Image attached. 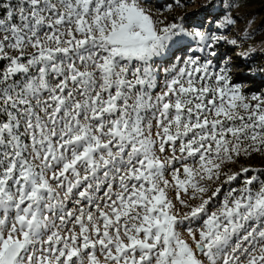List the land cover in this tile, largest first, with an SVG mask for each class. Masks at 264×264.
Returning a JSON list of instances; mask_svg holds the SVG:
<instances>
[{"label":"snow or ice","instance_id":"6c2138e0","mask_svg":"<svg viewBox=\"0 0 264 264\" xmlns=\"http://www.w3.org/2000/svg\"><path fill=\"white\" fill-rule=\"evenodd\" d=\"M148 3L0 0V264H264V91Z\"/></svg>","mask_w":264,"mask_h":264},{"label":"rangeland","instance_id":"374dc122","mask_svg":"<svg viewBox=\"0 0 264 264\" xmlns=\"http://www.w3.org/2000/svg\"><path fill=\"white\" fill-rule=\"evenodd\" d=\"M211 2L213 6L208 8L206 5L209 0H149L147 7L154 18L170 20L172 17L177 19L183 17L185 23L191 22L196 25L204 23L205 27L212 16L219 14L218 19L211 24L212 30L219 28L218 34L223 37L216 47L218 53L216 62L221 64L227 62L231 68L232 79L236 82L246 81L251 89L249 94H259L260 91H264V0H211ZM233 40L236 41L235 44L230 43ZM242 168H250L252 171L242 174L231 185H225L222 192L227 191L229 186L237 188L243 186L246 176H258L264 180V154L253 153L251 156H234L231 161L225 160L221 166L220 180L214 178L213 181L201 182L209 189L204 197L211 195V192L222 183L225 174L239 173ZM166 178L170 179L167 173ZM169 199L176 203L177 211L181 213L188 211L174 200L172 192H169ZM189 202L195 205L200 200ZM210 210H214V205ZM177 231L181 233L182 238L189 239L187 231L183 228H178ZM100 259L102 264V257Z\"/></svg>","mask_w":264,"mask_h":264}]
</instances>
